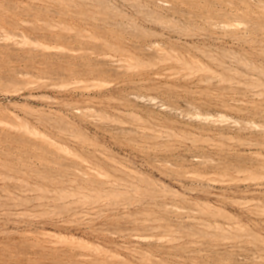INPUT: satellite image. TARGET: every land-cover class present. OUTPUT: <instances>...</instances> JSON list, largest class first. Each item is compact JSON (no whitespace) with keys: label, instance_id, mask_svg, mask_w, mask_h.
I'll return each instance as SVG.
<instances>
[{"label":"rangeland","instance_id":"1","mask_svg":"<svg viewBox=\"0 0 264 264\" xmlns=\"http://www.w3.org/2000/svg\"><path fill=\"white\" fill-rule=\"evenodd\" d=\"M0 264H264V0H0Z\"/></svg>","mask_w":264,"mask_h":264}]
</instances>
